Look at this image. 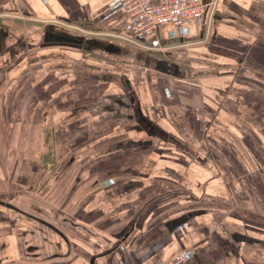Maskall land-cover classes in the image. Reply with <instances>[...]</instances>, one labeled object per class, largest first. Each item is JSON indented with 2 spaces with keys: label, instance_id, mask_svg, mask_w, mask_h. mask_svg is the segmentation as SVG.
<instances>
[{
  "label": "crops",
  "instance_id": "obj_1",
  "mask_svg": "<svg viewBox=\"0 0 264 264\" xmlns=\"http://www.w3.org/2000/svg\"><path fill=\"white\" fill-rule=\"evenodd\" d=\"M113 1L0 0V264H264V0L156 50Z\"/></svg>",
  "mask_w": 264,
  "mask_h": 264
},
{
  "label": "built area",
  "instance_id": "obj_2",
  "mask_svg": "<svg viewBox=\"0 0 264 264\" xmlns=\"http://www.w3.org/2000/svg\"><path fill=\"white\" fill-rule=\"evenodd\" d=\"M217 0H162L153 4L152 0H115L112 8H122L128 16L125 25V40L146 50L165 49L158 37L160 26L171 24L184 36L191 25L203 26V34L197 42L207 41L210 35ZM192 249H183L169 260L158 264H182L192 256Z\"/></svg>",
  "mask_w": 264,
  "mask_h": 264
},
{
  "label": "rangeland",
  "instance_id": "obj_3",
  "mask_svg": "<svg viewBox=\"0 0 264 264\" xmlns=\"http://www.w3.org/2000/svg\"><path fill=\"white\" fill-rule=\"evenodd\" d=\"M52 153H53V151H51ZM51 160H54V156H53V154L51 155ZM50 169H51V167H50ZM51 171V170H50Z\"/></svg>",
  "mask_w": 264,
  "mask_h": 264
}]
</instances>
